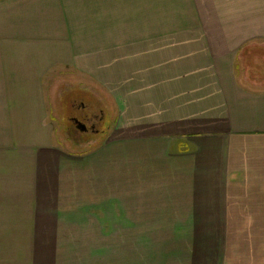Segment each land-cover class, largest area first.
<instances>
[{
    "label": "crops",
    "instance_id": "1",
    "mask_svg": "<svg viewBox=\"0 0 264 264\" xmlns=\"http://www.w3.org/2000/svg\"><path fill=\"white\" fill-rule=\"evenodd\" d=\"M93 82L116 124L69 147L47 91ZM64 150H130L134 188L150 195L162 179L167 217L213 220L199 233L259 220L261 238L233 262L260 264L264 210L230 204L262 195L264 206V0H0V264H98L35 243L44 176L54 196L77 170Z\"/></svg>",
    "mask_w": 264,
    "mask_h": 264
},
{
    "label": "rangeland",
    "instance_id": "2",
    "mask_svg": "<svg viewBox=\"0 0 264 264\" xmlns=\"http://www.w3.org/2000/svg\"><path fill=\"white\" fill-rule=\"evenodd\" d=\"M64 86L50 85L47 91L56 136L67 141L69 147L71 143L93 144L102 137L106 140L115 123L111 121L116 118L113 100H106L94 82L92 89ZM80 103L84 105L81 111L85 110L86 115L94 112L102 121L96 125L99 133L77 142L68 140L72 134L68 118L80 115L73 108ZM64 151L77 157L75 174L70 168L61 172L62 187L54 196L48 180L50 173L45 175L37 200L35 243L43 255L51 254V248L46 250L47 244H54L55 257L92 259L98 264H235L233 261L244 262L248 252L239 253L238 247L252 243L255 237L259 241L260 234L253 230L261 227V222L252 218L243 222L239 218L220 219L219 227L199 233L213 220L167 217L170 213L160 209L165 200L162 179L151 182L154 191L150 195L142 194L138 183L134 188L130 150H118L117 156L116 150ZM120 152L122 158L116 162ZM84 163L91 165L86 172ZM247 198L249 202L243 204L240 197H235L230 206L240 211L264 210V206H259L262 195ZM230 226L236 231L231 232L227 228ZM251 227L250 233H243ZM226 249L230 256L224 255ZM255 259L264 263L256 251Z\"/></svg>",
    "mask_w": 264,
    "mask_h": 264
},
{
    "label": "flooded vegetation",
    "instance_id": "3",
    "mask_svg": "<svg viewBox=\"0 0 264 264\" xmlns=\"http://www.w3.org/2000/svg\"><path fill=\"white\" fill-rule=\"evenodd\" d=\"M73 108L75 109V111H79L80 115L68 118L70 125L69 130L72 133L69 134L70 140L77 142L82 140H89L94 135L99 133V131L96 129V125L97 122L102 121L101 118L96 116L94 112L86 115L85 110H80L81 108H84V105L81 103L78 105L74 104Z\"/></svg>",
    "mask_w": 264,
    "mask_h": 264
}]
</instances>
